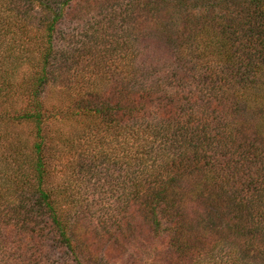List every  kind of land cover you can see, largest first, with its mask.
Instances as JSON below:
<instances>
[{
  "label": "trees",
  "instance_id": "16d2710c",
  "mask_svg": "<svg viewBox=\"0 0 264 264\" xmlns=\"http://www.w3.org/2000/svg\"><path fill=\"white\" fill-rule=\"evenodd\" d=\"M124 253L264 264V0H0V264Z\"/></svg>",
  "mask_w": 264,
  "mask_h": 264
},
{
  "label": "rangeland",
  "instance_id": "374dc122",
  "mask_svg": "<svg viewBox=\"0 0 264 264\" xmlns=\"http://www.w3.org/2000/svg\"><path fill=\"white\" fill-rule=\"evenodd\" d=\"M98 4V2H97ZM96 4V5H97ZM95 10L101 11V10H105L104 6H97V8H95ZM98 19H90V21H87L86 23H84L82 26L76 27V23L73 24L72 26H66L64 29V33L66 34V36H75V37H80L78 38V40H74V45L76 48V42H77V46L80 45L84 40H87V38L89 39L94 38L97 35V32L101 29L103 23L105 22V17L104 16H98ZM101 18V20H100ZM98 21V22H97ZM149 34V31L148 33ZM66 57V56H65ZM66 60V61H65ZM63 62L61 63H56L57 64V68L56 69V75L57 73L60 74L62 73L63 75L66 72V69L71 70L70 74H73V69L76 68V63L71 61V58L69 60L65 59ZM72 64V65H71ZM62 70H59L58 68H61ZM68 74V75H70ZM67 82H63L59 81L58 86L60 89L62 88H66L65 84ZM64 96V95H63ZM65 98V96H64ZM71 125L75 126L76 124L74 122H70L68 123V125L63 129L64 132V136H69L72 133V129H71ZM51 137H53L54 139V133L50 134ZM63 136V138H64ZM64 142H62L61 144H58V149L63 153V161L61 162V164H56V167L53 168V175L56 174V176L58 177V182L60 183V185L64 188H66L67 186H72V188H76V156L74 157L72 153H70L68 145H67V138L66 140H63ZM69 155V156H68ZM82 177V175L80 176ZM79 177V179H80ZM56 183V182H55ZM96 198V197H94ZM105 198H107L106 196H101L100 199L105 200ZM98 199V198H96ZM92 213V211L89 212L88 216ZM81 232V231H80ZM129 253V252H128ZM128 253H124L125 256H123V259L120 260H114L112 259L110 256L105 254V257H101L103 260V262H101V264H160L158 262L159 258L157 257V255H150L147 256V259H145L144 261H140L137 257L135 258V260H130L128 256Z\"/></svg>",
  "mask_w": 264,
  "mask_h": 264
}]
</instances>
